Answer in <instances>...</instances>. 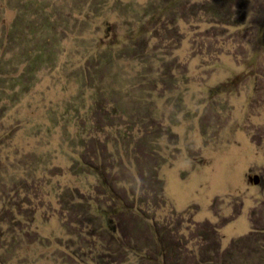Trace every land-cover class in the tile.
I'll return each mask as SVG.
<instances>
[{"label":"rangeland","instance_id":"374dc122","mask_svg":"<svg viewBox=\"0 0 264 264\" xmlns=\"http://www.w3.org/2000/svg\"><path fill=\"white\" fill-rule=\"evenodd\" d=\"M167 262L264 264V0H0V264Z\"/></svg>","mask_w":264,"mask_h":264},{"label":"trees","instance_id":"16d2710c","mask_svg":"<svg viewBox=\"0 0 264 264\" xmlns=\"http://www.w3.org/2000/svg\"><path fill=\"white\" fill-rule=\"evenodd\" d=\"M31 54V53H30ZM29 56V55H28ZM107 223H108V221H107ZM210 223H206V225L208 226ZM210 227L212 228L213 226L212 225H210ZM170 251H169V249L168 248H165V246L163 245V248H162V253H164V255H167V253H169ZM170 256V255H169ZM168 258V257H167ZM167 261V260H166ZM163 264V263H162ZM167 264H173V263H169V262H167Z\"/></svg>","mask_w":264,"mask_h":264}]
</instances>
